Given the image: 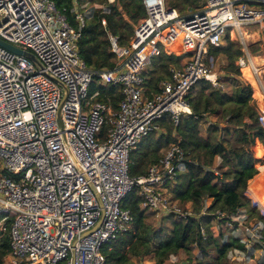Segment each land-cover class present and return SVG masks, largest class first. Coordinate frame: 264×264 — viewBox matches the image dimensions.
<instances>
[{"label":"built area","instance_id":"1","mask_svg":"<svg viewBox=\"0 0 264 264\" xmlns=\"http://www.w3.org/2000/svg\"><path fill=\"white\" fill-rule=\"evenodd\" d=\"M142 2L145 17L133 26L128 45L120 47L111 37L115 67L92 71L78 53L82 14L76 13L75 27L54 0H0V39L41 64L0 45V240L8 235L6 264H105L103 244L131 228L132 216L120 204L134 187L142 207L155 215H190L172 201L166 186L184 169L181 147L172 144L137 177L128 174L129 152L161 131L162 117L176 125L191 113L186 96L194 83L217 86L212 57L205 59L209 47L223 45L227 34L241 45L236 64L253 72L264 100L247 49L249 37L264 40V0H205L187 14L168 8L165 0ZM168 29L176 32L165 34ZM171 42L176 55H190L183 66H170L158 91L146 95L141 73L161 48L176 53L167 49ZM50 76L67 88L59 121L64 90ZM95 78L117 87L116 110L95 99L98 92L88 97ZM238 214L233 221L245 224L244 214ZM257 226L245 227L242 241L249 249L260 237Z\"/></svg>","mask_w":264,"mask_h":264},{"label":"trees","instance_id":"2","mask_svg":"<svg viewBox=\"0 0 264 264\" xmlns=\"http://www.w3.org/2000/svg\"><path fill=\"white\" fill-rule=\"evenodd\" d=\"M54 1L69 22L77 27L74 2L81 5L86 0ZM190 1L196 5L198 0H175V4L179 7ZM88 3L92 9L90 14L85 13L86 8L79 9L84 17L77 43L79 56L92 71L113 69L116 56L111 37L116 38L120 47L128 45L133 26L145 17L143 2L89 0ZM95 4L104 8H93ZM175 32L172 30L168 34ZM189 55L162 51L153 56L150 66L141 73L145 94L156 93L158 82L170 76L169 67L183 66ZM242 55L241 45L230 40L228 34L223 45L209 47L205 60L208 61L209 56H220L223 61L217 86L206 80L194 83L186 96L191 113L180 116L176 125L168 116L162 117L158 123L164 132L158 136L151 132L129 152L128 174L137 177L158 163L172 144L181 147L184 169L177 172L175 182L166 186L173 202L189 203L190 215H164L156 226L154 212L142 207L143 199L139 189L134 187L120 204L132 216L131 229L103 244L101 253L105 264H129L131 256L141 258L149 254L155 257L151 264H192L193 260L170 263L169 257L180 252L189 257L194 250L200 254L194 264H229V251H249L241 238L231 234L224 236L230 230L226 226L228 223L237 227L232 218L240 211L247 223L262 226L259 239L252 241L250 248L264 249V201L255 199L248 186L250 179L264 172V120L252 96L251 81L244 69L243 76L247 80L242 78L236 64ZM96 92L95 99L106 101L112 110H116L121 98L116 86L102 85L95 78L88 87V97ZM207 117L213 120L208 122L205 135H202L200 125ZM106 128L107 125L102 133ZM212 226L217 227L216 235ZM8 249V235L4 233L0 240V264H6Z\"/></svg>","mask_w":264,"mask_h":264},{"label":"rangeland","instance_id":"3","mask_svg":"<svg viewBox=\"0 0 264 264\" xmlns=\"http://www.w3.org/2000/svg\"><path fill=\"white\" fill-rule=\"evenodd\" d=\"M108 1L113 2L114 0H108ZM88 2H89V0H86L81 5H78V3L75 1L74 4H75V8L77 10V13L80 12L79 11L80 8H86L87 10H85V13L90 14L92 9L89 8L90 3H88ZM202 4H204V2H202L201 5ZM166 6L168 8H171L172 6H174L175 9L180 14H182L181 12H183V11L191 10V9H187V8L180 10L175 4V0H166ZM93 8H104V6L100 5V4H95ZM251 31H252V28L249 29V32H251ZM173 44H174L173 42L167 43V46L169 47V48L167 47V49L173 50L174 52H176V53H174L176 55L178 50L175 48H172ZM247 46H248L247 49H248L249 57L258 69V71H257L259 74L258 79L262 84V88L264 89V40L258 39L257 36L249 37V41L247 43ZM161 51H163L162 48H161ZM152 58H153V56L151 57V59ZM151 59H150V63H151ZM212 63H213L212 70H214V72H216L217 78H219V75H220L219 67H220V64L223 63L221 57L220 56L215 57V58L212 57ZM149 66H147L145 69H147ZM239 71H240L242 78L246 79L243 76L242 69H239ZM244 71H245L244 73L247 74L246 77L251 81L250 85L252 86V90H253L252 96H253L255 104H256L258 110L260 111L262 118L264 120V100H263L262 94L258 90V87H259L258 82H257L253 72L249 68L244 69ZM212 120H213L212 117H207L205 120L202 121V123L200 125V130H201L202 135H205L206 126H207L208 122H210ZM106 129L104 130V132L101 135L102 139L106 135ZM163 132H164V129L162 128L161 131L155 132V134L158 136L160 133H163ZM248 186L250 189V193L254 196L255 199L264 201V172L262 174H258L256 176H254L252 179H250L248 181ZM248 186H247V188H248ZM250 200H251V198H250ZM251 203L253 204L252 200H251ZM176 204L180 207L181 211L191 212V207H190L189 203L183 204V205L178 204V203H176ZM258 209H259L260 213L263 214L259 207H258ZM242 214H243L242 211H240L238 215H242ZM161 218H162L161 214L155 215V225L156 226L159 225ZM245 221H246V218L244 221H241V222L244 223ZM254 224L258 225L257 226L258 228L262 227L260 223H254V222L253 223H249V222L246 223L245 222V224H241V225L238 224L237 227H235L234 224H227L226 226L230 230L226 231L224 236L226 238L228 235L231 234L233 236H237V237L241 238L242 240H244L247 238V235H248L247 232L245 231V227L250 226V225H254ZM212 230H213L214 234L216 235L217 234V227L212 226ZM198 258H200V254L197 250H194L189 255V257L184 252H180L177 255H171L169 257V262L170 263H176V262H180V261L193 260L192 264H194V262H195L194 260H196ZM5 260H7V256H5ZM154 260H155L154 254L144 255L141 258H136V257L131 256L129 264H151L154 262ZM227 262L229 264H264V249L253 250L252 248H250L248 252L229 251L228 255H227Z\"/></svg>","mask_w":264,"mask_h":264},{"label":"water","instance_id":"4","mask_svg":"<svg viewBox=\"0 0 264 264\" xmlns=\"http://www.w3.org/2000/svg\"><path fill=\"white\" fill-rule=\"evenodd\" d=\"M0 45L3 46L4 48L16 53V54H19V55H24V56H27L29 59H31L37 66L41 67V64L39 63V61L34 57V55L32 53H30L29 51H26V50H22L18 47H15L9 43H7L6 41L0 39ZM51 77V76H50ZM57 84H59L63 90H64V95H63V98L60 102V105L58 107V110H57V120L59 121L60 120V109L63 105V103L65 102V99H66V96H67V88L66 86L64 85L63 82L51 77Z\"/></svg>","mask_w":264,"mask_h":264},{"label":"crops","instance_id":"5","mask_svg":"<svg viewBox=\"0 0 264 264\" xmlns=\"http://www.w3.org/2000/svg\"><path fill=\"white\" fill-rule=\"evenodd\" d=\"M202 2L205 3V0H198L196 5H193L192 4V1L185 2L183 5H180L178 8L180 10H183L184 8L191 9L189 11H183V12H181L182 14H187V13L192 12L193 10H196V9L202 7L204 5V4L201 5Z\"/></svg>","mask_w":264,"mask_h":264},{"label":"bare ground","instance_id":"6","mask_svg":"<svg viewBox=\"0 0 264 264\" xmlns=\"http://www.w3.org/2000/svg\"><path fill=\"white\" fill-rule=\"evenodd\" d=\"M169 31H172V29H168V30H166V31H165V34H167ZM242 69H248V67H244V68H242Z\"/></svg>","mask_w":264,"mask_h":264}]
</instances>
